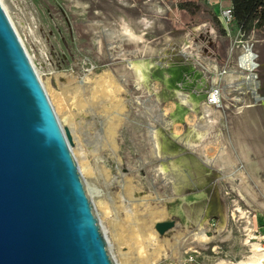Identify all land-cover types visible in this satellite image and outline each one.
Segmentation results:
<instances>
[{
	"label": "rangeland",
	"instance_id": "rangeland-1",
	"mask_svg": "<svg viewBox=\"0 0 264 264\" xmlns=\"http://www.w3.org/2000/svg\"><path fill=\"white\" fill-rule=\"evenodd\" d=\"M176 1L3 0L12 25L41 83L46 87L49 100L60 94L62 87L68 83L86 88L101 76L110 77L119 87L120 91L116 93L113 102H123V109L109 106L108 114H93V120L90 121L92 130L86 128L83 134V148L88 153H94L88 157L95 174L94 190L111 199L124 185L130 183L134 195L130 199L123 198L124 207L129 210L131 205L140 203L139 213L142 214L149 209L162 210L170 200H176L172 187L163 181L158 172V166L165 158L153 153L149 136L156 124L152 123L149 117L151 113L146 108L147 105L153 106L159 112L168 107L169 103L157 100L153 92L135 90L130 73L125 76L127 81L124 83L126 73L119 54L122 49L132 50L134 46H119L117 38H108L103 32L108 29L119 31L122 20L134 26L135 21L145 19L148 22L144 30L145 38L151 42V46L163 48L165 39L169 37L175 43L176 51L179 38L186 36L190 43L188 52L192 61L201 73L203 71L206 77L215 80L213 74L224 62L223 57L230 40L214 26L213 8L205 5L202 0L203 19L207 22L184 29L187 20L175 12ZM103 26V30L99 29ZM247 41L257 55L258 66H262L257 67L255 73L259 96L264 97V33L255 32ZM229 98H233L235 108L227 103L214 108L216 122L202 140L211 142L209 148L212 150L215 146L227 148L235 168L243 176V180L236 178L233 183L217 180L215 171L206 177L207 182L203 187L206 197L203 203L217 200L225 213L224 226L216 233L220 216L211 215L204 225L208 240L195 243L188 250L186 245L197 226L191 222L186 227L184 220L186 216L191 217L198 203H182L183 215L166 220L173 221L174 226L164 234L155 231L150 241H144L148 255L154 250L158 254L155 264L235 263L253 254L252 244L260 248L264 245V116L260 107L248 108L251 102L248 96L243 99L231 93ZM225 105L228 109H225ZM112 117L119 124L114 141L109 144L105 142V131L108 127L107 119ZM182 129L185 130L186 126ZM171 131L170 126L164 130L169 141L171 139L168 134ZM93 138L95 141L90 143ZM101 144L105 145L104 148ZM74 147L71 139L70 149ZM182 152L184 154L185 149ZM245 153L247 159L242 156ZM109 158L113 160L111 165L107 163ZM102 169L111 171L107 183L116 185L117 190L111 192L104 187L106 182L101 176ZM200 189L195 186L187 189L186 193L191 194ZM94 212L100 221L95 206ZM108 245L114 259L118 256L116 244L108 241ZM175 249L180 254L175 256ZM121 251L125 253L127 248L121 247ZM260 254L262 261V252Z\"/></svg>",
	"mask_w": 264,
	"mask_h": 264
},
{
	"label": "bare ground",
	"instance_id": "bare-ground-1",
	"mask_svg": "<svg viewBox=\"0 0 264 264\" xmlns=\"http://www.w3.org/2000/svg\"><path fill=\"white\" fill-rule=\"evenodd\" d=\"M0 3L8 15L3 0H0ZM8 18L11 21L9 15ZM120 25L119 31L108 29L103 33L108 38H117L116 43L119 46L123 44L134 46L132 50L122 49L119 54L126 73L124 83L127 81L125 76L130 73L135 90L153 92L157 100L169 103L168 107L159 112L154 110L153 106H145L151 113L149 117L152 123L156 124L149 136V141L153 144V153L157 157L165 158L158 166V172L163 181L172 187L176 200H170L168 206L162 210L154 208L142 214L139 213L140 203L131 205L129 210L124 207L123 198L130 199L134 195V189L130 183L124 185L120 192L111 199L96 192L92 187L95 183V174L88 157L94 153L84 150L83 134L86 128L92 130L93 125L90 121L93 120V114L106 115L109 113V106L123 109V102L119 100L113 102V98L120 89L110 77L101 76L92 86L86 88L68 83L62 87L60 94H56L49 101L63 131L64 129L68 131L75 144L71 151L81 175L85 178L83 181L87 194L99 211L100 223L105 235L107 232L106 239L116 244L118 250V256L114 258L116 264H155L158 254L154 250L148 255L144 241H150L154 236L156 224L175 216L181 217L183 215L182 203L186 205L198 203L194 206L191 217L186 216L184 220L186 227L191 222L197 226L190 242L186 245L188 250H191L195 243L208 240L204 225L211 215L220 216L216 233L223 228L225 223V213L217 200L203 203L206 197L203 190L207 182L206 177L215 171L217 180L233 183L236 178L243 180V176L235 168V162L232 161L227 148L215 146L212 150L209 148L212 145L211 142H202L213 129L216 116L214 110L205 103L207 83L189 56L190 54L187 56L190 43L186 36L179 38L177 51L174 50L175 43L169 37L165 39V47L156 49L145 38L144 30L148 26L145 19L135 21L134 26L122 20ZM99 29L103 30L104 26ZM28 57L30 58L29 55ZM259 66L257 65L256 68ZM36 73L38 75L37 71ZM239 79L243 77L239 76ZM42 85L48 95L46 87L43 83ZM258 85L259 83L254 79L253 88L257 89ZM259 100H261L264 116V97H260ZM118 124L119 121L115 122L113 117L107 119L105 142L113 143ZM168 126L172 127V131L168 134L171 141L164 133ZM183 126H186L185 130L182 129ZM93 139L90 143L95 141ZM101 146L104 148L105 145L101 144ZM184 149L186 152L183 154ZM242 156L247 159L246 153ZM107 163L111 165L112 158H109ZM109 174L111 171L101 170V176L106 182L104 187L112 192L117 190V186L107 183ZM195 186L202 189L191 194L186 193L187 189H193ZM124 246L127 248L125 253L121 251V247ZM252 246L251 256L235 263L219 262L217 264H260L262 249L255 244ZM173 254L176 256L180 252L175 249Z\"/></svg>",
	"mask_w": 264,
	"mask_h": 264
},
{
	"label": "water",
	"instance_id": "water-1",
	"mask_svg": "<svg viewBox=\"0 0 264 264\" xmlns=\"http://www.w3.org/2000/svg\"><path fill=\"white\" fill-rule=\"evenodd\" d=\"M70 145L0 3V264H116Z\"/></svg>",
	"mask_w": 264,
	"mask_h": 264
},
{
	"label": "built area",
	"instance_id": "built-area-1",
	"mask_svg": "<svg viewBox=\"0 0 264 264\" xmlns=\"http://www.w3.org/2000/svg\"><path fill=\"white\" fill-rule=\"evenodd\" d=\"M216 17L225 37L230 40V45L226 51L224 62L217 67L213 74L216 76L215 80L206 77L203 71L201 73L208 84L205 103L211 107L220 108L227 103L229 94L242 92L249 97L251 105H260L259 86L257 89L253 88L254 79L258 81L255 73L258 65L257 55L254 53L252 45L247 41L249 36L255 34V31H251L248 35L241 32L234 19L231 6L219 8ZM239 76H242L243 79H239ZM230 77L231 79H229ZM226 78L228 81H225ZM261 249L263 259L260 263L264 264V245Z\"/></svg>",
	"mask_w": 264,
	"mask_h": 264
},
{
	"label": "trees",
	"instance_id": "trees-1",
	"mask_svg": "<svg viewBox=\"0 0 264 264\" xmlns=\"http://www.w3.org/2000/svg\"><path fill=\"white\" fill-rule=\"evenodd\" d=\"M201 0H177L175 3V12L187 20L184 29L199 25L203 21V8ZM234 19L241 32L248 35L251 31L264 33V0H229ZM176 14V13H174ZM202 18V19H201ZM213 24L219 28L217 20L213 19Z\"/></svg>",
	"mask_w": 264,
	"mask_h": 264
},
{
	"label": "crops",
	"instance_id": "crops-1",
	"mask_svg": "<svg viewBox=\"0 0 264 264\" xmlns=\"http://www.w3.org/2000/svg\"><path fill=\"white\" fill-rule=\"evenodd\" d=\"M203 2H204V4L206 5V4H208L209 6H211L212 8H213V12L215 13V19L217 20V17H216V13H217V10L219 9V8H226V7H229V5H230V1L229 0H202ZM201 1V2H202ZM226 4V5H225ZM206 19H203V22H207V20L205 21ZM217 22H218V24H219V21L217 20ZM202 27H205V26H202ZM219 27H220V29L222 30V28H221V26H220V24H219ZM223 31V30H222ZM223 33H224V31H223ZM186 34H188V32H186ZM222 35V34H221ZM224 35V34H223ZM188 36V35H187ZM225 36V35H224ZM156 49H158V48H156ZM160 49V48H159ZM189 49H190V47H189ZM189 49H187V52L189 51ZM190 53L188 52L187 53V56L189 55ZM225 57H226V53H225V56L223 57V59H225ZM204 70V69H203ZM228 78H226L225 79V81H228L227 80ZM229 79H231V77L229 78ZM237 95H240V96H242L243 97V99L244 98H246L247 96L246 95H244L242 92L240 93V94H237ZM234 101H233V98H229L228 99V101H227V104L228 105H232V108H235V103H233ZM236 102H238V101H236ZM250 103V102H249ZM207 105V104H206ZM209 106V105H208ZM210 108H212V109H214V107H211V106H209ZM225 107V109H228L227 108V106L225 105L224 106ZM254 107H260L261 109H262V106H261V104L260 105H256V106H253V105H249L248 106V108H254ZM234 113V112H233Z\"/></svg>",
	"mask_w": 264,
	"mask_h": 264
}]
</instances>
